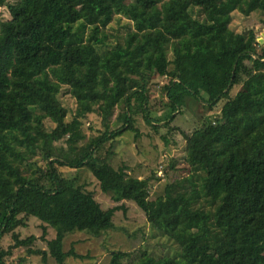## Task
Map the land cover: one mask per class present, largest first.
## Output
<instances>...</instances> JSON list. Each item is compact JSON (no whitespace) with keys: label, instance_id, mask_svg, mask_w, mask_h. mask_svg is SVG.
Wrapping results in <instances>:
<instances>
[{"label":"trees","instance_id":"trees-1","mask_svg":"<svg viewBox=\"0 0 264 264\" xmlns=\"http://www.w3.org/2000/svg\"><path fill=\"white\" fill-rule=\"evenodd\" d=\"M0 7L10 15L0 19V264H25L15 257L24 247L59 264L85 258L65 251L64 239L113 228L125 201L179 245V261L166 256V264H264V45L254 28H231L234 12L264 13V0H0ZM123 18L132 25L114 41L108 26ZM154 75L168 79L163 102L173 113L185 111L189 96L219 109L184 135L188 173L169 180L178 170L173 159L156 196V173L141 179L126 164H110L114 140L140 133L136 120L151 109ZM65 87L77 104L72 120ZM92 113L106 132L87 140L82 128ZM86 166L103 173L101 190L120 205L104 209L62 169ZM35 210L44 231H56L47 251L17 231ZM125 260L156 263L141 249L114 252L111 262Z\"/></svg>","mask_w":264,"mask_h":264},{"label":"rangeland","instance_id":"rangeland-1","mask_svg":"<svg viewBox=\"0 0 264 264\" xmlns=\"http://www.w3.org/2000/svg\"><path fill=\"white\" fill-rule=\"evenodd\" d=\"M165 1V0H163ZM4 17L9 19L10 15L5 7H0V19ZM197 18L202 19L198 13ZM127 18L121 21L115 19L108 30L112 34L114 41L122 38L128 31V26L132 25ZM231 28L236 32H243L248 28H254L257 33L258 42L264 45V13L256 12L247 16L239 11L233 13V22ZM263 38V39H262ZM261 51L262 48H259ZM168 82L167 78L153 76L151 87L150 111L146 117L141 115L136 120V127L140 133L138 136L134 131H125L121 136L114 140L113 158L110 164L119 167L122 164L128 166L130 175L141 179L150 176L152 171L156 173L160 180L151 181V194L156 196L163 193L168 180L165 176V168L169 167L173 159L176 160L177 171H170L169 180L183 177L188 173V167L185 162L187 142L184 138L186 133H190L209 120H215L219 117V109L210 110L205 107V103H199L194 96H189L185 111L182 114L173 113L170 106L164 103L165 97L162 87ZM236 91V90H235ZM234 91V92H235ZM161 96L162 99H161ZM204 98L207 96L204 94ZM167 99V98H166ZM63 105L69 110L67 120H72L77 104L70 93L69 87H65L61 96ZM155 106V107H154ZM124 110L121 107L115 110L112 118L113 123L119 127L123 121ZM153 120V125H160L156 130L147 120ZM174 116L170 125L165 123ZM122 117V118H120ZM121 119V120H119ZM83 131L87 140L103 135L106 129L103 126L102 117L98 114H89L84 119ZM161 122V123H160ZM66 177H79V184L87 191L95 194L97 200L104 209L120 205L116 203L111 193H105L101 190L100 179L103 173H95L88 166L81 169L62 168ZM126 211L120 210L114 215L113 228L101 232L99 235L88 231L75 232L69 234L64 239V250L69 251L74 248L79 255L85 258L69 257L65 264H112V255L114 252H132L140 254V249L147 251L155 264H166V256H174L179 261L181 249L178 244L161 236L148 222L145 213L132 201H125ZM22 214L20 217H23ZM44 225L40 220L36 210L34 214L27 218V226L19 228L17 231L22 238L35 236L37 239L31 247L33 249H48V240L56 237V231L47 226L44 231ZM10 236L5 238V247L11 243ZM30 247V246H29ZM28 247L18 249L15 257L25 259V264H59L53 257L47 254L46 259L43 255H29ZM128 261H124L127 264ZM169 264V263H168Z\"/></svg>","mask_w":264,"mask_h":264},{"label":"bare ground","instance_id":"bare-ground-1","mask_svg":"<svg viewBox=\"0 0 264 264\" xmlns=\"http://www.w3.org/2000/svg\"><path fill=\"white\" fill-rule=\"evenodd\" d=\"M263 39V38H262Z\"/></svg>","mask_w":264,"mask_h":264}]
</instances>
